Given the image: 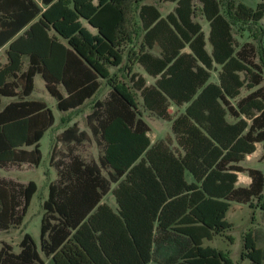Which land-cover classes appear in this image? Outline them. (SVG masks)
<instances>
[{"label": "trees", "instance_id": "1", "mask_svg": "<svg viewBox=\"0 0 264 264\" xmlns=\"http://www.w3.org/2000/svg\"><path fill=\"white\" fill-rule=\"evenodd\" d=\"M125 1L0 0V98L9 101L0 108V170L40 162L38 143L54 120L43 102L27 100L35 75L62 113L82 107L103 82L108 93L93 103L86 130L72 123L51 145L56 179L41 203L40 252L52 264H233L227 253L202 244L231 229V203L264 211L262 172L241 166L256 144L264 158L256 48L235 45L217 0H167L175 7L163 18L153 6L135 4L144 46L136 62L152 84L134 74L130 87L113 84L109 69L122 63L117 34ZM198 11L207 38L194 21ZM235 16L259 23L264 0L254 10L240 4ZM155 44L158 56L150 52ZM132 89L162 121L170 106H184L170 124L173 144L150 143ZM87 141L100 152L95 162L72 155ZM60 146L69 157L61 159ZM238 173L250 178L248 186L236 187ZM35 190L32 181L0 177V232L21 225ZM18 248L14 254L2 243L0 264H42L27 234ZM241 259L262 264L251 232Z\"/></svg>", "mask_w": 264, "mask_h": 264}, {"label": "rangeland", "instance_id": "2", "mask_svg": "<svg viewBox=\"0 0 264 264\" xmlns=\"http://www.w3.org/2000/svg\"><path fill=\"white\" fill-rule=\"evenodd\" d=\"M219 2L220 14L230 23L232 27V35L236 46H241L244 43H251L256 48L255 63H258L262 71V83L264 87V17L255 24H246L238 20L235 16L237 7L240 4L245 5L250 9H255L260 0H217ZM135 4L150 5L158 10L161 16H166L173 11L174 3L167 0H127L120 4V8L124 15V21L120 25L118 36V50L122 56V63L118 68L109 69L112 75L111 83H123L130 87L129 76L134 74L141 76L145 80V86L152 84V79L146 76L141 67L136 62L137 56L144 50L142 44V33L139 30V23L136 16ZM199 7V4H197ZM195 22L202 26V30L207 38L209 26L206 20L200 15L199 11L194 19ZM85 25V24H84ZM85 27L91 32L86 25ZM206 49L210 51V44L207 42ZM154 56H158L159 48L153 45L150 51ZM4 48L0 50V64L4 63ZM25 64V62H24ZM25 65H23L24 68ZM109 90L108 85L100 82L98 92L87 100L78 110H73L67 113L59 112L55 107V100L51 98L46 90L39 75L33 77V90L27 100L41 101L50 110L53 116V125L48 128L42 138L39 140L40 162L36 167L23 165L20 168L6 169L0 171V175L7 178H12L17 183L26 184L32 181L36 190L32 195L27 210L23 216L21 225L17 228L0 232V246L2 243L11 247V252L16 254L19 251L18 244L24 234H27L34 243L35 250L42 264H52L50 258H46L39 249V226L42 215L41 203L46 199L47 186L55 178V171L49 166V154L51 145L54 143L55 137L66 127L72 123H76L79 128L86 130L85 117L92 110V105L95 101L105 99ZM137 110L149 128L147 134L150 143H155L160 140H166L173 144L170 133V124L175 116L183 112L184 106L179 108L170 106L167 109L169 120L162 121L157 118L152 112L143 108L139 92L132 89ZM6 99L1 98V104L6 103ZM63 118L65 123H61ZM68 121V123H67ZM63 146V145H62ZM60 146L59 150L65 157H69L64 148ZM263 151L261 145L257 146V150L253 156L241 163L244 168L256 169L262 172L264 176V158L261 157ZM100 152L92 141L84 142L74 146L72 155L79 157L83 162H95ZM246 182L249 183V178L246 174H240L236 187H246ZM105 202L113 205L111 196L105 198ZM113 209V208H112ZM114 210V209H113ZM226 221L231 224V229L224 235H216L211 240H204L202 246L214 248L218 251L227 253L233 264H252L248 259H241V251L243 245V237L246 233L251 232L255 238L257 248L263 252L264 264V211L259 208H251L249 205L231 203L226 214Z\"/></svg>", "mask_w": 264, "mask_h": 264}, {"label": "crops", "instance_id": "3", "mask_svg": "<svg viewBox=\"0 0 264 264\" xmlns=\"http://www.w3.org/2000/svg\"><path fill=\"white\" fill-rule=\"evenodd\" d=\"M160 16H161V15H160ZM163 17H164V16H161V18H163ZM3 48H4V50H5V47H3ZM3 48H1V49H3ZM1 49H0V50H1ZM182 52H187V50L184 49ZM8 102H9V101L7 100L5 104H1V98H0V108L3 107L4 105H6ZM168 114H169V113H168ZM65 122H66V121H65ZM65 122H64V123H65ZM67 123H68V121H67ZM66 127H67V126H66ZM147 134H148V133H147ZM258 145H261V144H256V145H255V148H256L255 151L257 150V146H258ZM254 153H255V152H254ZM254 153H253V154H254ZM253 154L248 155V156L246 157V160H245V161H247L248 159H250V158L253 156ZM262 156H263V153H262L261 157H262ZM21 166H23V165H20V166H18V167H10V168H8V169H13V168H17V169H18V168H20ZM0 171H3V170H0ZM4 171H5V170H4ZM240 174H242V173H238V179H239V175H240ZM0 177H1V178H4V179H9V180L14 181V180H13L12 178H10V177L7 178V177H5V176H3V175H0ZM248 178H249V177H248ZM55 179H56V174H55V178H54V180H55ZM54 180H53V181H54ZM53 181H52V182H53ZM14 182L17 183V181H14ZM237 183H238V181H237ZM237 183H236V185H237ZM20 184H21V183H20ZM249 184H250V178H249V183L246 182V185H247V186H248ZM105 200H106V199H105ZM112 200H113V199H112ZM112 202H113V201H112ZM110 206H111V208L114 209V208H115V206H114V202H113V205H110Z\"/></svg>", "mask_w": 264, "mask_h": 264}]
</instances>
